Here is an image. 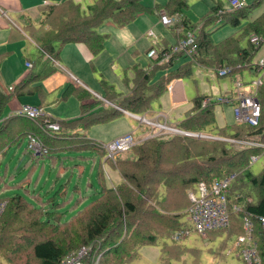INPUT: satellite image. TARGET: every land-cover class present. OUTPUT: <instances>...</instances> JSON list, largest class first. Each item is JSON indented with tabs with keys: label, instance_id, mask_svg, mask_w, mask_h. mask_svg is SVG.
<instances>
[{
	"label": "trees",
	"instance_id": "trees-1",
	"mask_svg": "<svg viewBox=\"0 0 264 264\" xmlns=\"http://www.w3.org/2000/svg\"><path fill=\"white\" fill-rule=\"evenodd\" d=\"M258 3L260 0H254L243 7L218 14L217 11L224 9V6L219 0L215 1L211 7L213 15L209 18L215 20L220 17L224 23L230 22L233 25L240 23L241 18H246L243 30H236L214 42L210 31L204 30L203 22L197 30L196 53L191 57L184 55L189 58L184 67L171 69L154 80L152 77L156 68L172 67L175 59L182 54H175L163 62L155 60L156 64L148 71L140 68L136 70L134 87L129 93L119 97V93L115 92L107 81L100 79L104 89L102 96L114 102L117 107L109 104L105 106L102 99L92 97L89 91L78 85L70 84L63 96L75 94L78 97L82 111L78 117L55 120L41 114L33 119L20 115L3 118L4 120L0 121V139L16 140L15 137L20 135H34L46 148L44 154L34 157L36 159L65 156L57 153L58 149L64 147L90 149L93 151V161L97 159L93 179L85 182L89 187H93L91 195L82 194L75 182L66 197L58 196L66 193L67 190L60 187L68 185L67 179L58 183L60 187L51 191L46 188L33 191L34 197H28L20 191L4 196L0 194V201L5 202L0 214V241L7 243V246L3 247H8L9 242L16 246L17 240L23 235L21 232H27L29 237L22 238L19 247L30 252L31 264H58L68 252L80 246H89L88 260L91 262L98 257V264H126L138 255L139 247L161 241L165 243L167 253L164 252L163 246L160 260L165 259L166 264H173V258H178L182 249H174L165 240L183 227L182 211L185 213L190 204L187 190L193 189L200 180L211 182L214 178L233 174L226 194L228 225L210 231H225L229 234L234 230L238 236L243 233V216L247 215L252 222L251 236L256 241L259 264H264V228L259 219V216L264 214V167L257 174L249 170L250 156L261 153L263 147L245 146L235 149L229 141L223 140L256 138L264 142V73L258 88L260 115L256 125L233 122L223 127L214 126V102L201 105L203 98L210 97L206 94L193 97L192 109L177 124L178 128L191 132H201L209 126L210 130L219 136H227L224 138H199L186 134L152 136L134 143L128 151L117 154L112 160L105 157L98 142L86 137L83 132L94 122L107 121L120 115V108L138 114L149 101L166 89L170 78L190 73V63L213 67L216 74L217 69L223 66L231 67L229 74L244 68L256 72L254 56L264 44V8L256 15H251V7ZM185 5V0H168L164 8L168 14L175 11L182 14ZM158 6L155 4L154 7ZM153 8L143 5L141 0H92L85 9L75 0H63L41 6V10L45 11L44 19L37 28L32 25L27 27L29 37L40 51L34 61L36 63L46 55L42 65L47 68L57 57L59 46L67 42H82L92 53H97L104 40V35L96 30L98 25L107 20L124 25L139 13L148 12ZM182 22L187 28L197 26H192L184 16ZM242 39L247 41L245 46L240 45ZM170 47L169 44L159 47V53L169 51ZM30 64L32 66V62ZM36 66L38 68V64ZM51 69L46 72L49 73ZM27 70L11 86L12 92L4 94L0 91V117L10 94H22L33 79L43 77L39 75V70ZM17 118H23L24 121L21 123ZM44 119L55 120L59 129L45 130ZM74 129H80L81 132ZM61 140L64 142L58 145L56 142ZM2 147L3 144H0V149ZM103 162H109L117 170L120 175L118 183H111L103 169ZM65 167L66 165L59 164L57 175L63 172ZM4 176L5 171L1 170L0 193L11 185L7 180L4 181ZM24 179L29 177L20 178L15 185L22 184ZM75 191L77 195H73ZM70 199L72 201L66 207H58ZM79 204L81 205L78 206ZM236 205L239 206L238 210L234 208ZM70 207L75 210L65 217L64 214ZM190 251L195 254L191 263L201 264L198 261L199 252L188 248L187 252Z\"/></svg>",
	"mask_w": 264,
	"mask_h": 264
},
{
	"label": "rangeland",
	"instance_id": "rangeland-1",
	"mask_svg": "<svg viewBox=\"0 0 264 264\" xmlns=\"http://www.w3.org/2000/svg\"><path fill=\"white\" fill-rule=\"evenodd\" d=\"M82 9H85L87 3H90L92 0H77ZM217 0H185L186 5L182 8L183 14L185 13L188 18V21L191 23L192 26L197 25L200 26L203 22H205L204 25V30L205 31H210L211 38L214 42H217L221 40L222 38L226 37L227 35L240 31L242 32L243 26L246 23V18H241L240 23L233 25L230 22H223L222 19H211L209 16L213 15V11L211 10V7L214 5V2ZM223 6H227V0H219ZM254 0H246L247 4H250ZM142 4L148 7H154L155 4L157 5H164L167 3V0H141ZM224 7V8H225ZM154 7L152 10L148 12H142L144 16H150L153 17H158L159 20V15L158 12L155 11ZM262 8H264V0H260V3L257 5H254L251 7V15H256ZM209 18V19H208ZM206 20V21H204ZM133 21V20H132ZM131 21V22H132ZM105 23V22H104ZM104 23H101L96 27V30L101 32L103 30ZM159 26L155 27L153 24H149L148 27H146L142 32L141 36H146L148 38V42L141 41L136 47L137 53L134 61H137V63L141 66H145L147 63L151 62L153 59L151 57H148L147 54L145 53V48L148 46L149 43H153L154 45H157V36L159 35V30L163 32H169L168 26L162 24L160 25V21L158 23ZM152 31V34L148 33L149 31ZM249 37V34L248 36ZM22 41V42H21ZM18 42L22 43V47L14 50V52H10L9 56H7L8 60L11 62L15 63V65L12 66L15 71L19 68H27L29 65H25V61L31 63L33 65L32 69H36L37 66L34 63V60L37 59L39 56V51L35 47L33 43L27 42L26 39H21ZM247 41L245 39L241 40V46H245ZM115 48V47H114ZM103 49V47H102ZM101 49V50H102ZM100 50V51H101ZM99 51V52H100ZM107 51H104L103 53H99L97 55L99 58L98 62L95 63V69L91 68L90 63L87 61H83L81 63V66H83L84 73L86 75V79L89 83H95L96 88H100L98 85V80L97 78L100 77V74L105 76L106 79L114 86L116 90H121L123 91V84L119 82V71H117V74L113 76V73L109 70V65L108 66H103V63L106 65V56L105 54ZM121 54L120 56H122ZM183 55V54H182ZM119 56V57H120ZM118 57V58H119ZM185 57V56H182ZM262 57H264V44L260 47L258 52L254 56V61L257 63ZM29 60V61H28ZM123 61V57L120 58V61ZM155 60V59H154ZM153 60V61H154ZM59 65H61L60 60ZM92 61L95 62L93 59ZM7 63V61H6ZM133 63V62H131ZM8 64V63H7ZM6 65V64H5ZM4 65V66H5ZM117 65V64H116ZM115 65V66H116ZM192 74L190 77L184 78V81L187 85L188 93L187 94L188 98L190 99L192 96H194L197 92L198 93H205L206 95H209L211 100L214 103V113L216 120L220 122V116L227 117V114L232 113V106L230 104H225V103H218L216 102V98L221 96V95H226L229 93V91L232 89L234 90V81L233 80V74H225V75H217L213 69V67H199L196 64H192ZM241 73L239 75L234 74L240 77V80L243 84L245 85H252V81L255 80L260 74L258 73H252L250 72L247 68H244L240 71ZM68 73V72H67ZM12 74V73H11ZM69 74V73H68ZM118 79H117V78ZM75 79V78H74ZM82 85V84H81ZM86 89H90V87H85ZM56 93V92H55ZM259 97H260V92ZM53 95V94H52ZM57 95V94H55ZM59 95V94H58ZM53 97V96H52ZM50 96V98H52ZM161 97V96H160ZM160 97L154 98L149 102V107L152 108L153 110H164L162 109V106L160 104ZM49 98V100H50ZM24 99L28 102H35L37 99L35 96H24ZM72 102H76L75 98L70 97L66 103V106L63 108L65 110H57L58 102H53L46 108L45 111L48 113L54 115V117L57 116H63L68 113H70L72 110ZM60 105V104H59ZM223 105V106H222ZM222 106V115L218 113L221 110ZM51 109V110H50ZM122 108H120L121 110ZM53 110V111H52ZM55 110V111H54ZM44 114V113H43ZM135 114V113H134ZM136 115V114H135ZM227 118V122L230 123L232 122V117ZM144 116V115H143ZM142 116L137 115V118L129 116L127 114H120L117 115L116 117L107 120V121H98L90 124V126L84 131V135L88 138H91L93 135H99L100 138H98L97 142H107L109 139L114 138L113 136L116 134L117 131L123 128L124 123H127L128 125V131L132 132L135 136L136 142H139L140 140L137 138L141 136V141L148 137L152 136H173V135H185L184 133H180L178 131H171L169 129H157V127H153L152 124L149 125L146 122L139 120ZM5 119V118H4ZM3 118L0 119V121L4 120ZM69 119V118H65ZM171 122H175L176 120L181 119V116H175ZM8 122V121H7ZM6 122V123H7ZM140 126L145 127V128H140ZM211 126V125H210ZM175 127V126H174ZM143 129V130H142ZM211 128L208 126L207 129L199 132V131H188L191 133H199L204 136H195L194 137H199V138H211V139H217L219 138H224L227 136H219L218 134L214 133V131L210 130ZM157 130V131H156ZM125 133V132H124ZM123 134V133H121ZM120 135V134H119ZM28 136V135H27ZM27 136L26 135H20L19 137H15L16 140H9L7 139H0V144H3V147L0 149V171L3 170L5 171V176H4V181L7 180V182L10 185V187L5 188L0 194L1 195H6V194H11L15 191H21L26 193L27 195L32 193L33 191L40 190L41 188H48L50 191L55 187L58 186V181L62 182L64 179H69V186L66 187V193H64L62 196L58 195L60 197H66L69 192L71 191L70 187L74 184V182H77L78 185L81 186L82 190L84 189L86 177L92 179L91 175L94 170L95 161H93L94 157L93 151L90 149H82V150H77V149H68L64 147L63 149H58L57 153H62V155L65 154V158L62 159V163H65L66 166V171L62 172L61 176L58 178L55 177V171L57 168V165L59 164V161H57L54 164H49L45 159H43V167H41L40 162L42 159L38 158V164L34 166L32 169H30V163H31V158L29 154V150L27 149ZM118 136V135H117ZM230 139L233 138H225L223 140L229 141L231 143V146L235 149H240L245 147L246 145H241L235 141H232ZM244 139V138H242ZM258 141V139H256ZM64 141L61 140L56 142L58 145H61ZM260 143L264 144V142L259 141ZM129 150V149H128ZM121 152V154H124L126 151ZM31 153V152H30ZM120 154V153H118ZM73 156V157H69ZM34 157V156H33ZM116 156H114L115 158ZM109 158V157H107ZM111 159V158H110ZM30 163H29V162ZM33 161V160H32ZM80 164L83 165V170L80 172L79 175H77ZM113 166V165H112ZM264 167V148L262 149L261 153H259L257 159L255 161L250 162L249 164V170L253 174L259 173V171ZM104 169V168H103ZM110 168L108 164L105 165V173L109 177L110 173ZM29 172V180L26 181L23 184L28 188V190L24 191L22 189V186H16L14 184L17 183L18 179L21 177H26L27 173ZM36 176L37 181L35 182ZM1 182H0V188H1ZM91 191V187H88L87 192L89 193ZM78 193L75 191L73 195H77ZM30 197V195H28ZM70 200H67L62 206H58L59 208L63 209L70 203ZM71 208V207H70ZM75 209H70L65 212V217L69 215L70 212H72ZM182 220H183V227L182 228H187L188 233L187 235H184V237L181 236L179 240H173L172 237H167L166 242L170 244L174 249H182L181 253L179 254L178 258H173L174 260L172 261L173 264H187L186 262L192 264V260L195 257V254L193 252H187V249H196L197 252H199V257L198 261L201 264H243V259L239 253V246L236 243L237 240V234L233 230L229 234H226L225 231H209L206 233L205 236H202L200 233H198L194 228L193 224L188 220L186 212L183 213L182 211ZM232 220V216H231ZM236 225H238V219L235 220ZM179 230V229H177ZM23 235L20 236L21 238L17 240V244L12 245L10 242L8 243V247H3L7 246V243L4 244V241H0V245L3 244L0 247V264H31L30 263V252L24 249H21V244H22V238H27L29 237L27 235V232L23 233ZM177 242H173V241ZM156 243V244H151V245H144L139 247L138 250V255L134 257L132 260L128 261L126 264H166L165 259L160 260V255L163 253V246H164V252L166 245L165 243ZM234 243H235V248H234ZM167 253V252H166ZM193 253V255L191 254ZM172 255L174 253L171 252ZM174 257V256H173ZM165 261V262H164ZM86 264H98L95 261H90L88 258L85 260Z\"/></svg>",
	"mask_w": 264,
	"mask_h": 264
},
{
	"label": "crops",
	"instance_id": "crops-1",
	"mask_svg": "<svg viewBox=\"0 0 264 264\" xmlns=\"http://www.w3.org/2000/svg\"><path fill=\"white\" fill-rule=\"evenodd\" d=\"M61 1L63 0H0V91L3 92L4 94H9L10 92H12L13 89H10L11 86H13L18 81V79L22 77L28 71L27 69L29 68L31 70H36V71L39 70V75L43 76L41 79H38V78L33 79L28 84V87L24 88V91L22 94L17 95L16 93H12L9 95L5 105L3 106L0 119L5 118L9 115L19 116L17 109L19 108L20 105L24 103H29V104L40 106L45 115L50 116L55 120L57 119L64 120L65 118L70 119V118L78 117L82 113L80 100L78 99V97L75 94H70L65 97L63 96V93L66 87L69 86L70 84L73 86L78 85L84 89H86L85 87H90V89H86V90L92 94V97H98L102 99L104 101L103 105L105 106L108 104L114 106L112 104L114 102L108 101L104 99V97L102 96V94L104 93V89L100 83V79H104L105 81H107V83L110 84V82L106 79V77L100 74V77L97 78L98 85L100 87L98 89L95 87V83L91 84L87 81L83 66H81V63H83V61L84 62L87 61L90 63L91 68L95 69V65H96L95 63H97L99 60V58H97L98 57L97 55H99V53H103L104 51H107V53L105 52L107 62H106V65L105 63H103V66L109 65V70L113 73V76L117 74V71H119V79L117 77L116 78L119 80L121 84H123V88H124L123 91L116 90L114 86L110 84L113 90L119 93L117 97L129 93L131 89L134 87L133 78L136 75V70L138 68L148 71L153 64H156L153 58L152 59L154 61L152 60L151 62L147 63L145 66H141L137 63V61H134L136 60L135 55L137 53V49L135 46H137L141 41L148 42V38L146 36L142 37L140 35L141 32L146 27H148L149 24H153L155 25V27H158L159 25L156 23L160 21L158 20V17L156 18V17L150 16L148 18V16H144L142 13H139L132 19L133 21L130 20L124 25H118L108 20L105 21L104 26L102 27L103 30H101V32L99 31L100 34L104 35L103 46H102L103 49L101 48L102 50L100 49L101 50V51L99 50L100 52L98 51L97 53H92L88 49V47L82 42H67L59 46L57 57L53 61L50 62L51 65H47V68L43 67L44 65H42V61H44V58L46 56L44 55L40 58L39 61L36 60L37 61L36 63L34 61L35 64H38V68L32 69L33 65L31 66L30 63L28 67L26 64L27 61H25V65L27 66V68L19 67L15 71V69L12 68V66L15 65V63L8 60L7 56H9L10 52L12 53L14 52V50L21 48L23 46L21 43L22 41L18 42V40L20 41L21 39H26L27 42L33 43L35 47L37 48V50L39 51V47L36 45L33 39L29 37L27 27H29V25H32L35 28H37L40 25L41 21L45 17V11L41 10V6H44L47 4H55ZM162 10L165 11L164 5H159L157 8H155V11L158 12V15H159V12ZM182 15L187 20L189 19L185 13L183 14L182 12ZM218 18L221 19L220 17ZM160 25H162L161 22H160ZM203 25H205V23H203ZM168 29H169L168 30L169 32H163L159 30V33H158L159 35L157 36L158 44L154 45L153 43H149L148 46L145 48V53L147 49L152 46L158 49L159 47H163V45L165 44L171 45L175 41L176 34L173 32V30L170 27ZM39 54H40V51H39ZM121 54L123 55L120 56ZM182 56L177 57L175 59L174 65L170 68H166V67L156 68L152 78L156 80L159 76L166 74L171 69L179 68L183 65L185 66L189 58L182 57ZM121 57H123V61L122 60L120 61ZM58 59L60 60L61 65H59ZM93 59L95 60V62L92 61ZM6 61L8 64L6 63ZM190 64H191V67H192V64H196L199 67L207 68L197 63H190ZM49 68H52V69L49 73H47L46 71H49ZM249 71L255 74L258 73L256 69H255L256 72H254L253 70H249ZM240 73H241L240 71L232 73L233 74L232 81H234L233 82L234 84H235V80L240 78L239 76H237ZM191 74H192V68H190V73L186 75H178V76H174L170 78V80L166 84V89L160 95L155 97L158 99L161 96L160 104L162 106V109L164 110H160V109L153 110L152 108L149 107L150 105L149 104L150 101H149L148 104L144 106L143 110H141V112L136 114V116L134 113L128 110H124V109L120 110L122 112L121 114L122 115L127 114L135 118H137V115H140V116L144 115L146 118L152 119L156 122H159V123L166 122L168 125L177 127L178 122L181 121V119L185 117L186 113L192 109L193 97L197 94H205V93L197 92L190 99L187 97L188 96L187 94L189 93H188L187 85L184 81V78L190 77ZM234 74H237V75L234 76ZM34 86L37 88L34 89L33 88ZM233 87H234V90L231 89L229 93L225 95L227 97H230L232 101L229 103L223 102L225 104H230L231 106L233 105V102L235 101L238 91L239 92L240 91L249 92L252 90L249 84L248 85L244 84L242 86L234 85ZM29 91H32V93H30ZM24 96H35L37 100L35 102H28L24 99ZM50 96L51 97L53 96V97L50 98ZM70 97L76 99V102H72L71 104L72 111L70 113L63 115V116L56 115L54 117V115L45 111L46 108L48 107L47 105L53 102H58L60 104V105L58 104L56 111L65 110L63 108L66 106V103ZM222 106H221V110L218 112L221 115L223 111ZM213 110H214V106H213ZM228 115L229 114H227L226 112L227 117H224L225 115L223 117L220 116V122H219L216 120L215 113H214V119H215L214 126L223 127L233 122H236L234 120L233 111L229 115V117H232V122L230 123L226 121L228 118ZM175 116L176 117L181 116V119L176 120L175 122H171L172 120H174L173 118H175ZM17 120H19L21 123L24 121L23 118H17ZM140 128H145V127L140 126ZM74 131L81 132L80 129H74ZM124 132H128L127 123H124L123 128L114 134H116L117 136ZM113 137H115V135ZM98 138H100L99 135H93L90 139L93 140L94 142H97L99 141L97 140ZM137 138L140 141L142 139L141 136ZM251 138H254V137H251ZM256 155H259V154H256ZM65 157L66 156L53 157V158L52 157H42L40 158L42 159L40 162V165H41L40 168L43 167L42 166L44 163L43 159L45 158L47 159L46 161L51 165V164L56 163L57 161H59V164H61L63 161L62 159H64ZM69 157H73V156H69ZM30 158H31V163L29 161L28 162L30 163V169H32L34 166L38 164L37 163L38 159L34 158L32 155H30ZM59 164L57 165V168L55 171V177L61 176V174H63L62 172H60L59 175H57L56 173L57 170L59 169ZM62 164L66 165L65 163H62ZM106 164H108L109 167L112 168L110 169V173H109V179L111 183H114V184L118 183L120 181L119 173L109 162H103L104 169H105ZM82 170H83V165L80 164V168H79L77 175H79ZM65 171H66V167L63 172ZM93 172L91 175L92 179H93ZM28 175H29V172L27 173V176ZM88 179L91 180L90 178L86 177V181ZM28 180L29 179H26V181ZM67 180H68L67 186H61V187L59 186V187L60 188L64 187V189H66V187L69 186V179ZM36 181L37 180H35V182ZM58 182L61 183L60 181ZM24 183H25V179L23 180L22 184L18 183L19 185L17 186H22V189L26 191L28 190V188L23 185ZM72 186L70 187L71 190H72ZM79 187H80L79 189L81 190L82 194L88 193L87 192V189L89 187L88 183H85L83 190L80 185ZM42 189L44 188H41L40 190ZM92 190H93V187L91 186V191L89 192L90 195H91ZM25 194L27 195V191ZM33 194L34 192H32L31 195L30 194L28 195H30V197L31 196L34 197ZM80 205L81 204H79L78 206ZM71 209H73V207H71ZM234 248H235V243H234Z\"/></svg>",
	"mask_w": 264,
	"mask_h": 264
},
{
	"label": "built area",
	"instance_id": "built-area-1",
	"mask_svg": "<svg viewBox=\"0 0 264 264\" xmlns=\"http://www.w3.org/2000/svg\"><path fill=\"white\" fill-rule=\"evenodd\" d=\"M227 7L219 9L218 14L223 13L226 10L233 9L236 7H243L247 4L246 0H227ZM159 20L162 24L170 27L176 33V39L171 44L170 50L159 53V50L155 47H150L146 54L157 61L163 62L169 60V58L175 54H183L188 57L193 56L196 53V36L199 26L194 28H187L183 24V15L180 12H174L168 14L165 11L159 12ZM148 33L152 34L150 30ZM29 65V62H26ZM257 71L259 75L255 80L252 81L249 92L238 91L235 101L232 105V111L234 120L239 123H246L254 126L258 123L260 115L259 105V86L262 82L261 76L264 73V57L261 58L257 63ZM231 70L230 66H223L217 69V75L228 74ZM236 86L244 85L240 78L235 80ZM216 102L218 103H229L232 101L230 97L221 95L217 97ZM213 102L210 97H205L202 100L201 105L204 106ZM215 103V102H214ZM18 115L35 118L43 114L42 109L34 104L24 103L17 109ZM139 120L146 122L147 124L159 129H169L171 131L181 132L177 127L168 125L166 122L159 123L152 119H148L142 116ZM43 128L45 130L57 131L59 125L55 120L49 121L44 119ZM241 145L246 146H261L264 148V144L260 143L256 139H230ZM134 143H136L135 136L132 132L128 131L107 142H98V146L104 151L105 157H109L114 160V156L125 150H128ZM27 149L31 152L34 157H40L46 152V148L34 135L27 136ZM258 155L253 154L250 156L249 162L255 161ZM233 178V174L226 175L224 177L214 178L211 182H205L200 180L196 183L193 189L187 190V195L190 200L189 206L186 208V214L188 220L193 224V228L205 236L210 230L220 229L228 225V208L226 194L229 190L230 181ZM5 202L0 201V214L4 208ZM236 210L239 206H234ZM262 227L264 228V214L259 216ZM252 222L247 215L243 216V233L237 236L236 243L239 246V253L245 264H259L260 258L257 252L256 241L251 236ZM187 228H180L173 232L172 239L179 240V238L187 235ZM89 246H80L79 248L68 252L58 264H86L85 260L88 258ZM98 258V257H97ZM97 258L95 262H97Z\"/></svg>",
	"mask_w": 264,
	"mask_h": 264
},
{
	"label": "water",
	"instance_id": "water-1",
	"mask_svg": "<svg viewBox=\"0 0 264 264\" xmlns=\"http://www.w3.org/2000/svg\"><path fill=\"white\" fill-rule=\"evenodd\" d=\"M114 106H116L114 103H112ZM117 107V106H116ZM134 115V114H133ZM136 116V115H135ZM181 132H183L184 134H186V135H195V136H204V135H202V134H199V133H191V132H188V131H184V130H182V129H180V128H178Z\"/></svg>",
	"mask_w": 264,
	"mask_h": 264
}]
</instances>
